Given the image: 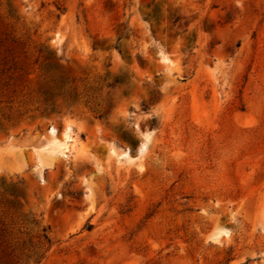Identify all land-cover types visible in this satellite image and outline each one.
I'll use <instances>...</instances> for the list:
<instances>
[{"label":"rangeland","instance_id":"374dc122","mask_svg":"<svg viewBox=\"0 0 264 264\" xmlns=\"http://www.w3.org/2000/svg\"><path fill=\"white\" fill-rule=\"evenodd\" d=\"M0 264H264V0H0Z\"/></svg>","mask_w":264,"mask_h":264},{"label":"trees","instance_id":"16d2710c","mask_svg":"<svg viewBox=\"0 0 264 264\" xmlns=\"http://www.w3.org/2000/svg\"><path fill=\"white\" fill-rule=\"evenodd\" d=\"M123 82L119 79L115 80L113 84H110L109 87L115 88L117 85L122 84ZM69 84V81L65 78L57 79L54 82V87L50 91V95L52 97H58L61 96L65 101H74L79 96L76 92H71L70 90H67L65 86ZM46 230V229H44ZM45 238L50 242V238L47 234H45Z\"/></svg>","mask_w":264,"mask_h":264}]
</instances>
